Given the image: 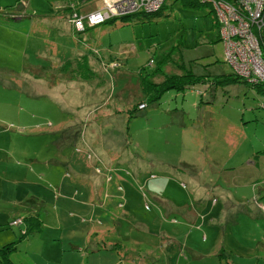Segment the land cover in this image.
Returning <instances> with one entry per match:
<instances>
[{
	"label": "rangeland",
	"instance_id": "obj_1",
	"mask_svg": "<svg viewBox=\"0 0 264 264\" xmlns=\"http://www.w3.org/2000/svg\"><path fill=\"white\" fill-rule=\"evenodd\" d=\"M96 4L0 0V246L14 242V264H118L116 251L91 250L92 228L144 236L134 223L146 218L175 237L157 235L159 249L192 257L188 247L213 251L223 239L231 247L217 250L223 263L264 264V89L217 82L231 70L210 4L164 0L157 15H112L77 29L73 12ZM177 43L178 55L163 59ZM183 65L210 83L207 94L173 87L148 102L139 93L143 76L161 80ZM155 183L185 211L200 192L209 215L221 209L225 222L189 235L176 229L181 212H167ZM29 211L40 226L24 233L19 214ZM127 245L142 249L120 264L146 261L145 247ZM212 255L190 262L221 264Z\"/></svg>",
	"mask_w": 264,
	"mask_h": 264
},
{
	"label": "built area",
	"instance_id": "obj_2",
	"mask_svg": "<svg viewBox=\"0 0 264 264\" xmlns=\"http://www.w3.org/2000/svg\"><path fill=\"white\" fill-rule=\"evenodd\" d=\"M210 4L224 43V61L247 81L264 85V0H199ZM164 0H101V5L86 14H74V25L84 29L112 15L124 16L159 9ZM142 107V105H140Z\"/></svg>",
	"mask_w": 264,
	"mask_h": 264
},
{
	"label": "crops",
	"instance_id": "obj_3",
	"mask_svg": "<svg viewBox=\"0 0 264 264\" xmlns=\"http://www.w3.org/2000/svg\"><path fill=\"white\" fill-rule=\"evenodd\" d=\"M97 4L93 7L95 9H97L100 4H101V0H96ZM11 10V9H10ZM92 11V10H89ZM85 12V11H83ZM4 17H6V15H3ZM53 24V23H52ZM56 27L63 29L64 27H61L58 24H53ZM55 27V28H56ZM68 27V25H67ZM54 28V27H52ZM67 29V28H66ZM68 31H69V27H68ZM57 45V44H56ZM56 52H58V50L56 49ZM82 54H85L82 52ZM90 61V60H89ZM58 93H56L57 95ZM93 110V109H92ZM73 113H76V115L79 117L80 114L82 113V109L81 106L79 104H76L75 108L72 107L71 110ZM58 122H62V119H59ZM158 184L155 183L153 184V188L154 190H152V193H155L154 195L156 196V199L162 203L164 206L168 207V213L174 210L180 211L181 212V219L182 221H180L178 224H173L175 225L174 227L176 229H181V228H188L189 232L188 235L198 231V230H204V228L206 227L207 224L210 225H215L216 223H220L223 224L225 222V216L222 215L221 213V209L220 212L217 213V215H212L208 213V209H207V204H208V197L207 196H200V192L196 193V197L194 198V200L196 201V204L194 205L193 209H190L189 207L187 208V211H185L182 208L183 204H176L175 200L168 194L165 193V191L163 189H161L160 186H157ZM157 186V187H156ZM194 188H198L197 182L193 183ZM90 194H88V198L90 199ZM131 197V194H130ZM96 207V206H95ZM94 207V208H95ZM261 210V204L260 206H258ZM98 208V207H97ZM29 213V212H28ZM28 213H22L19 214L21 215H27ZM99 214V212H98ZM102 214H108V213H102ZM111 215H113L112 213H109ZM122 217L126 216V214L128 213H121ZM160 217V216H159ZM135 226L137 227V229L135 230L136 234H140L142 232V230L146 233V235L144 236H139V235H128L127 232H123L126 234H122V232L117 233L116 229H107V230H111V232L107 231L106 229H102V230H98L96 229V224L94 225V227L92 228V231L94 232L95 235V243L92 245L93 247H91V250H97L99 249L101 246H105L107 247L108 250L111 251H116L117 255H118V264H120L122 261H126L127 259V255L131 254V251L133 252V249H142L140 247H129L127 244L131 245V244H135V245H141L143 247H145L144 249L147 251L146 255L144 256L145 258H143V260L146 259V261H143V263H139V264H191L190 259L192 260H202L206 254L211 253L213 254L212 256L217 259V261H219L221 264H224L222 260H220L219 258H217V250L218 249H226V248H231L230 247V243H225L223 239H221L219 241V243L217 242L216 247L213 249V251H208V250H202L200 247H188V249L190 250V252L193 254L192 257L187 256V257H182L180 255V250L179 251H172V249L170 247H163L161 249L158 248V243L156 242V240H154V238H156L157 235H167L166 230L163 229L162 225H159L158 227H155L152 223L150 224L146 218L140 219L138 221H136ZM225 231L222 230V232ZM99 232H103V233H99ZM221 232V233H222ZM168 236V239L171 241L175 240L174 236ZM151 237V238H149ZM204 240L206 239L205 236ZM108 238V244L105 245H101V243H99V241H106V239ZM118 242L121 244L122 248H120L118 246ZM123 246L126 247V251H124ZM122 249L123 251H121L120 249ZM149 252V253H148ZM225 252V251H224ZM226 255H228V253L225 252ZM138 255H141L138 253ZM124 256L126 257V260L124 258ZM218 262V263H219Z\"/></svg>",
	"mask_w": 264,
	"mask_h": 264
},
{
	"label": "trees",
	"instance_id": "obj_4",
	"mask_svg": "<svg viewBox=\"0 0 264 264\" xmlns=\"http://www.w3.org/2000/svg\"><path fill=\"white\" fill-rule=\"evenodd\" d=\"M185 3L188 4H197V3H201L199 0H183ZM163 8V5L161 7H159V9L157 10H153V11H141L144 15H148V16H152V15H157L160 10ZM89 12V11H88ZM135 13H131V14H127L124 16H128V15H132ZM123 16V17H124ZM216 24L218 26V23L216 21ZM219 39L221 40V38L219 37ZM260 41L261 44L264 45V31L261 30L260 33ZM179 43L174 44L169 50L166 51V53L164 54L163 59L168 60L171 57L175 58L176 56H174V52L178 55V51H177V47H178ZM80 57H74L77 61L79 59L84 60L85 64L87 65L86 60L84 59L83 56L79 55ZM179 62L181 63V59L178 58ZM71 58H67L66 61H64V63L62 65H60V68H64L67 66L68 63H70ZM75 62L76 66H78V62ZM88 61V60H87ZM177 63V62H176ZM180 63H177V66H181ZM225 63L230 67V72H224L221 73L220 77L217 78V82H221L223 84L229 83V82H235V81H245L248 82L252 85H257V89L261 90L264 89V85L260 84V83H253V82H249L247 81V79L238 74L236 71H234V68L232 67L231 64H229L228 62L225 61ZM73 66V65H72ZM69 67V65H68ZM186 67V69H185ZM185 69V70H183ZM160 71V67H156L155 69H153V71L151 72V76H155L158 72ZM59 74V72H57ZM179 72H168V71H164L163 73V78L161 80H153V79H149L147 76H143L142 80H139V93L142 94H146L147 95V101L148 102H155L160 98V95L162 94V92L165 89L168 88H177V89H182L185 87H196L197 89H199L200 94H207V90L209 89V85L210 83L208 82L206 84L204 83H199V81H201V79L199 80L198 75L194 74L190 69L189 66L183 65L181 67V72L178 74ZM208 81V80H207ZM201 85V86H199ZM260 85H263L260 86ZM140 105H142V107L146 106V101H139L137 103V106L140 108ZM261 206H264V204H261ZM34 213L38 214L37 212H30L24 216V219L22 218V220L26 223V229L24 230V233H26L27 231H29L30 229L36 228L40 226V219L34 215ZM23 216V215H21ZM16 246L14 244L13 241L4 243L0 246V264H14L11 255L12 252L15 250ZM225 264V263H224Z\"/></svg>",
	"mask_w": 264,
	"mask_h": 264
}]
</instances>
